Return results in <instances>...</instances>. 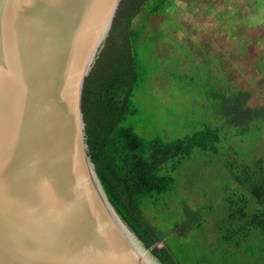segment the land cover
Masks as SVG:
<instances>
[{"label":"water","instance_id":"1","mask_svg":"<svg viewBox=\"0 0 264 264\" xmlns=\"http://www.w3.org/2000/svg\"><path fill=\"white\" fill-rule=\"evenodd\" d=\"M121 0H0V264H165L88 153L85 79Z\"/></svg>","mask_w":264,"mask_h":264},{"label":"trees","instance_id":"2","mask_svg":"<svg viewBox=\"0 0 264 264\" xmlns=\"http://www.w3.org/2000/svg\"><path fill=\"white\" fill-rule=\"evenodd\" d=\"M168 1L170 0H121L111 31L85 79L82 111L88 153L121 219L147 247H153V252L165 264H264L263 163L255 168L245 164L238 165L235 160H230L228 171L220 172L221 179L227 181L225 192L212 193L208 190L205 194L210 197L211 203L202 207H193L178 189L175 175L162 171V162L175 146H179L186 156L184 160L175 162L176 167L180 166L183 170L193 150L194 153L201 152L212 157L217 152V144L228 140L231 135L243 136L261 131V124L264 123V100L262 103L252 104L253 89L232 84L230 77H233L234 70L228 69L232 61L225 62L222 68L221 59H225V52L217 48L220 62L215 65L216 73H212L208 67L204 69L207 87L200 94L203 103L207 104L205 108L209 115L202 124L194 126L184 135L148 138L140 137L132 125L125 124L131 111H134L132 97L138 86L139 76L142 78L138 66H142L143 61L148 63L151 54V50L149 54H145L139 45L147 19H141L138 30L130 27L131 21L141 13L148 17L153 13L164 12ZM231 7L234 10L226 11L227 17L224 20L220 15L214 18L217 24L212 31L226 32L233 51L239 56L259 59L256 68L263 72L264 78V51L253 52L254 47L264 44V33L253 35L250 32V28L253 24H258L259 20L252 21L245 16L246 13L237 4ZM153 36L155 35L148 36L147 44L151 45ZM208 47L211 49L212 45L209 44ZM207 54L209 53L204 51V55ZM210 57L213 61L217 59L215 54ZM209 117L216 118L226 129H231V132L227 131L225 138L212 139L207 136L206 130L215 127L209 123ZM204 146L208 147L207 152L202 150L205 149ZM210 164L213 165V162ZM214 173L215 170L212 169L211 174ZM216 175L219 174L216 172L212 178ZM158 177L172 178L167 183L160 184ZM174 195L178 206L173 207V218L177 217L178 220L167 229L159 228L144 213L142 205L146 203L158 207L163 204L168 208L166 202L169 203L172 199L168 197ZM220 197L224 200L220 203L223 208H220V217L214 222L218 235L211 245L206 242V216L216 208L214 206L220 205ZM176 207L180 209L179 214ZM194 233L199 240L193 237ZM172 234L176 237L191 236L190 240L196 239L200 244L197 247L198 254L194 258L190 254L180 259L174 246L171 245L172 249L156 246L173 236Z\"/></svg>","mask_w":264,"mask_h":264},{"label":"rangeland","instance_id":"3","mask_svg":"<svg viewBox=\"0 0 264 264\" xmlns=\"http://www.w3.org/2000/svg\"><path fill=\"white\" fill-rule=\"evenodd\" d=\"M234 4L239 5L246 13L245 16L252 21L259 20L258 24H253L250 28L253 35L264 33V0H170L165 5L164 12L153 13L148 17L141 13L132 19L130 27L135 30L141 25L142 18L147 19L139 45L145 54H149L151 50L149 62L143 61V67L138 66L142 78L139 76L138 86L132 97L134 111H131L125 122L128 126L132 125L140 137L184 135L194 126L207 120L209 115L205 108L207 104L201 100L200 93L207 87L204 69L208 67L212 73H216L215 65L220 62L217 55L218 47L225 52V59H221L222 68L225 62L232 61L228 68L234 70L233 77H230L232 84L253 89L251 103H262L264 78L263 72L256 68L259 59L239 56L233 51L226 32L216 30L217 28L216 31H212L217 24L214 18L220 15L224 20L227 17L226 11L234 10L231 7ZM150 35H155L150 41L151 45L146 43ZM209 44L212 45L211 49L208 47ZM253 50L255 53L264 51V44L257 45ZM204 51L209 54L204 55ZM214 54L217 57L215 61L210 57ZM209 123L215 127L207 129L205 134L212 139L225 138L227 131L231 132V129H226L214 117H209ZM260 130L255 134L231 135L228 140L217 144V152L212 157L201 152L194 153L193 150L190 153L192 158L189 157L185 166L183 165V170L180 166L177 168L175 162L184 160L186 156L182 154L179 146H175L162 162V171L175 175L178 189L193 207L209 205L210 197L206 196L205 192L208 190L212 193L225 192L227 181L221 179L220 172L228 171L230 160H235L238 165L245 164L255 168L260 163L264 164V123L261 124ZM203 148L205 149L202 150L207 152L208 147ZM212 162L213 165L210 164ZM212 169L215 170L214 174H211ZM216 172L219 175L212 178ZM171 178L158 177L157 180L160 184H165ZM169 198H172L171 201ZM168 199L169 203L165 201L168 208L163 204L158 207L146 203L142 205L144 213L162 229L171 227L178 220L177 217L173 218V207L178 206L176 195L169 196ZM222 201L223 197H220L219 204ZM214 207L216 208L207 214L205 222V234L208 236L206 242L211 245L218 235L214 222L220 217V208H223V205ZM176 208L179 214L180 209ZM194 235L193 237L199 240L195 233ZM190 237L169 236L156 246L170 249L174 246V250L181 256L180 259L190 254L191 258H194L199 252L197 247L200 244L196 239L190 240Z\"/></svg>","mask_w":264,"mask_h":264}]
</instances>
